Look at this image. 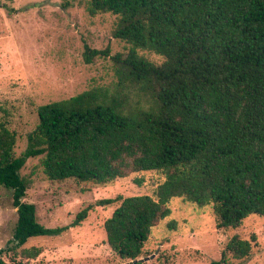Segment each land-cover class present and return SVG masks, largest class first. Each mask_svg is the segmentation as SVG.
<instances>
[{"label":"trees","instance_id":"1","mask_svg":"<svg viewBox=\"0 0 264 264\" xmlns=\"http://www.w3.org/2000/svg\"><path fill=\"white\" fill-rule=\"evenodd\" d=\"M86 8L91 15L117 16L113 36L128 43V51L85 43L86 63L113 61L114 85L38 106V123L21 154L17 133L0 116V185L12 190L18 213L0 264H20L2 255L30 237L81 225L96 206L116 205L104 229L125 262L142 258L175 197L211 205L220 229L264 216V0H87ZM139 50L164 60L156 63ZM38 156L49 179H74L84 188L131 171H159L164 179L153 194L101 198L69 224L47 227L36 204L24 200L31 179L21 169ZM254 241L232 236L211 264H231L229 256L247 259ZM22 252L35 257L39 250ZM156 264L176 263L167 258Z\"/></svg>","mask_w":264,"mask_h":264},{"label":"rangeland","instance_id":"2","mask_svg":"<svg viewBox=\"0 0 264 264\" xmlns=\"http://www.w3.org/2000/svg\"><path fill=\"white\" fill-rule=\"evenodd\" d=\"M87 0H0V116H6L17 133L16 153L27 147V136L38 123V106L74 96L95 86L112 87L116 81L113 61L83 59L84 45L112 53L128 51L129 44L115 38L117 16L89 14ZM139 52L156 63L163 56ZM21 174L31 179L25 201L36 204L37 217L47 227L69 224L78 211L101 198L153 194L164 179L159 171L129 172L114 182L84 188L74 179L55 181L47 177L41 156L27 159ZM141 180V184L137 183ZM116 205L96 206L81 225L51 236L30 237L2 258L20 264H123L124 259L106 240L105 220ZM169 216L158 221L145 244L147 264L170 259L176 264H211L221 258L234 235L251 239L252 253L231 264H264V216L252 214L237 228L217 227L211 205L200 207L175 197ZM18 218L12 190L0 185V249L12 239ZM176 221L174 228L168 224ZM37 247L29 257L22 249Z\"/></svg>","mask_w":264,"mask_h":264},{"label":"water","instance_id":"3","mask_svg":"<svg viewBox=\"0 0 264 264\" xmlns=\"http://www.w3.org/2000/svg\"><path fill=\"white\" fill-rule=\"evenodd\" d=\"M154 255H155V254H153V255H151V256L144 257V258H140V259L130 260V261L124 262L123 264H135V263H137L138 261H146V260H149V259L153 258Z\"/></svg>","mask_w":264,"mask_h":264}]
</instances>
